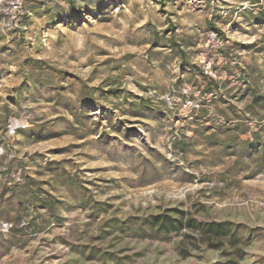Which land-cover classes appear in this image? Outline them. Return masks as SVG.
I'll list each match as a JSON object with an SVG mask.
<instances>
[{"label":"rangeland","instance_id":"1","mask_svg":"<svg viewBox=\"0 0 264 264\" xmlns=\"http://www.w3.org/2000/svg\"><path fill=\"white\" fill-rule=\"evenodd\" d=\"M69 1L0 0V264H264V0Z\"/></svg>","mask_w":264,"mask_h":264},{"label":"trees","instance_id":"2","mask_svg":"<svg viewBox=\"0 0 264 264\" xmlns=\"http://www.w3.org/2000/svg\"><path fill=\"white\" fill-rule=\"evenodd\" d=\"M69 5L73 9L74 14L79 13L76 10L74 1L70 0ZM259 99L264 98L259 97ZM177 213L178 215L176 216L168 213L153 215L148 218L147 222L151 227H154L157 230L165 233H178L183 229H188V231L193 230L197 232L201 236V240H203L204 238L210 240L211 238L218 237L220 239L228 238L231 243H237L239 241L237 233L233 229H231V227L226 223L199 222L195 219H192L191 217L184 218V213L182 211H179ZM202 236L204 238H202ZM212 244L210 245H217Z\"/></svg>","mask_w":264,"mask_h":264}]
</instances>
